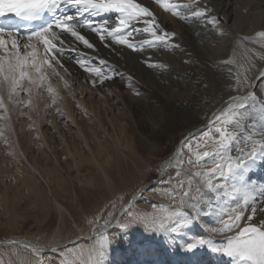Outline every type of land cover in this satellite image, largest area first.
I'll return each mask as SVG.
<instances>
[{
  "label": "bare ground",
  "instance_id": "bare-ground-1",
  "mask_svg": "<svg viewBox=\"0 0 264 264\" xmlns=\"http://www.w3.org/2000/svg\"><path fill=\"white\" fill-rule=\"evenodd\" d=\"M134 2L148 7L153 16L139 15L131 19L129 25L120 32L113 31L119 27L120 14L102 12L92 15L90 12H83L77 7L70 6L73 17H86L88 22L75 27V30L94 47L87 48L72 36L71 32L53 28L59 37L53 43L57 48H63L62 52H55L60 63L51 59V56L48 57L51 66L42 67L43 81H39L33 69H28L32 78L38 81L37 84L30 85L28 79H25L21 83L23 90L18 89L19 95L14 96L11 101L8 98L7 86L0 89L2 100L0 143L8 144L10 149L18 148L21 151L31 163L40 181L49 189L53 200L46 199L33 181L25 180L24 170L21 169L17 172L22 179L19 185H26V192L34 196L32 204L45 219L53 210L59 218L55 234L57 236L50 244L45 245L42 241L28 237L10 236L7 240H0V249H12L19 257L24 252L34 256L50 251L55 241L60 244V246L56 244L58 246L56 248L61 249L68 243L80 240L91 264H98L99 258L97 259L95 254L93 235L107 230L110 224H98L90 232L83 233L76 222L80 215L74 209L71 208V211L65 207L57 198L65 186L56 188L54 196L52 195L53 190L49 182H61V178L51 169L46 168L42 171L44 167L41 166V154L37 148V144L42 142L50 147L55 139L53 134L47 135L41 130L46 115L52 119L54 130L56 128L57 133L62 136L63 149L72 157L77 150L73 145V148L71 147L72 139L64 133L66 131L65 128L62 130L64 125L60 121L70 123L76 128L78 139L94 160L98 177L112 189L113 169L120 173L123 162L132 161L139 165L141 161H150L151 156L165 142L170 144L171 151L161 159L159 178L152 180L155 184L162 178V171L170 163L173 165L180 159L188 141L190 154L196 160L198 156L203 155L206 147L215 153L221 152V135L216 131V128H221L226 133L227 148L224 151L227 150L233 138V127L230 123H225L224 120L228 118L222 116L225 112L232 114L233 111L240 109L234 106L233 96H247L246 106L250 100L256 105L255 112L247 122V128L253 132L258 145L255 146L254 158L249 156L253 149L242 152L245 166L243 165L240 176L244 191L249 197V211L252 212V209L256 211L245 215L242 227L237 232L217 234L206 222L202 210L196 211L193 208L188 210L199 224L200 235L214 237L217 240L236 237L244 227H259L264 224V152L261 151L264 149V37L259 36V33L264 31V0H134ZM162 3L169 6L168 11L161 6ZM202 8L207 9L206 17L193 15ZM172 9L180 15H174ZM145 21L154 25L153 30L158 35L164 32L174 33L175 39L166 37V46L163 42L156 41L150 32L144 31L148 27ZM100 34L105 37L103 42L100 40ZM5 38L7 39V36ZM118 39H123L126 43L118 44L116 43ZM60 40L66 43L61 45ZM18 41L21 55L33 50L25 48L28 40ZM33 43L37 52L36 59L42 60L45 58L43 44L36 43L35 39ZM129 44L133 45L135 50L130 48ZM9 50L11 51L10 42ZM3 55L4 52L0 51V56ZM79 60L86 61L85 68L88 71L80 67L77 63ZM225 69H233L236 77L228 78ZM237 76L243 81L240 86L237 85ZM49 87L53 89V93H49ZM22 95L26 100L24 103L26 107L23 109L16 102ZM48 100H51L49 110ZM217 117H220V120ZM109 124L113 128L119 125L121 132L119 133L118 129L117 132L111 133ZM172 128H176L173 133ZM205 132L207 136L204 135ZM103 136L105 139L101 142ZM94 139L102 149L103 146L111 144L116 157L115 154H107L98 159L100 152L92 151L95 148L91 146ZM50 150L52 151V148ZM0 157V162L6 164L8 160L2 155ZM80 162L84 160L81 158L76 160L75 167H78ZM75 175L81 176L80 171ZM85 183L93 182L90 180ZM124 183L123 181L122 184ZM20 188L14 187L11 196L6 191L0 198L2 209L9 216V222H12L11 230L20 226L18 224L20 213L17 212L20 200L16 196L21 193ZM149 189L150 186L141 188L130 201L134 199V204L142 208L153 207L159 203L156 201L160 198ZM200 191L202 196L200 203L202 209H205L209 200L216 197L206 186L201 185ZM65 194L66 192L63 196ZM127 207L123 214L120 212L121 219L129 212V205ZM68 218L76 228L77 234L75 239L62 244L59 237L63 231L69 232L66 226ZM91 222L93 224L94 220ZM153 240L164 249L163 252L169 260L161 239L154 237ZM36 249L40 251L37 252ZM191 260L190 264H224L222 258L212 252H198L195 262ZM168 264H171L170 260Z\"/></svg>",
  "mask_w": 264,
  "mask_h": 264
},
{
  "label": "rangeland",
  "instance_id": "rangeland-1",
  "mask_svg": "<svg viewBox=\"0 0 264 264\" xmlns=\"http://www.w3.org/2000/svg\"><path fill=\"white\" fill-rule=\"evenodd\" d=\"M54 30L56 29L54 28ZM224 72L228 78L236 77L233 69H225ZM23 97L24 95L21 99L16 100L21 109L26 107L24 104L26 100ZM50 102L51 100H48L47 110L51 109ZM255 110L256 105L253 100H250L244 109H237L232 114L228 112L223 114V118L232 121L230 124L233 127V138L229 143V148L225 151L222 149L219 155L206 147L204 152H209L211 155L207 157L202 155L197 161L190 154V142L188 141L180 159L161 174L162 178L155 184L152 183V180L159 178L161 159L171 151L170 144L165 142L151 156L150 161H141L139 165L132 161L123 162L120 173L113 169L111 172L114 179L112 189L105 184L102 178L98 177L94 160L78 139L76 128L70 123L60 121L64 125L62 130L65 128L66 132L64 133L72 139L70 140L71 147L74 146L77 150L75 156L72 157L63 149L62 136L57 133L56 128L54 130L52 119L46 115L41 124V130L47 135L53 134L55 139L50 147L43 142L37 144L41 154V166L44 167L42 171H45L46 168L51 169L61 178V182L47 180L52 187V195L54 196L56 188L61 185L65 186L62 194L59 193L61 196L58 194L57 198L65 207L74 209L80 215V218H75L83 233L90 232L95 225L110 224V229L95 237L93 241V246L96 249L95 254L97 259L99 258L98 264H168L169 260L171 264H190V260L195 262L197 253L201 251L214 253L217 257L222 258L224 264H244V262L224 254V250L228 247V241L232 238L217 240L214 237L201 236L199 224L188 209L202 210L206 222L217 234L237 232L242 227L245 215L253 213V211H249V197L244 191L243 180L240 176H242L244 165L242 152L258 145L253 132L247 128V122ZM108 127L111 133L117 132L119 129V125L113 128L109 124ZM175 129L172 128L171 133ZM118 132L120 133L121 129ZM104 139L105 136L100 141L102 142ZM91 146L95 147L92 151L100 152L98 159H102L107 154H115L116 157L115 149L111 144L103 146L102 149L94 139ZM98 148L99 150H97ZM0 155L8 160L6 164L0 162V198L6 191L11 196L14 187H21V193L16 194L17 199L20 200L17 211L20 213L18 222L20 226L11 230L10 223L12 222H9V216L3 211L0 204V240H7L10 236L13 238L28 237L42 241V244L45 245L50 244L57 236L55 234L59 224L58 215L53 210L48 218H44L38 208L36 209L32 204L34 196L26 192V185H19L22 179L17 172L20 169L24 170L25 180L33 181L46 196V199L52 201L49 189L40 181L31 167V163L18 148L13 150L8 144L0 143ZM12 157L14 159H11ZM80 158L84 162H80L79 166L75 167L76 160ZM218 166L223 167V176L214 171ZM79 171L81 176H76L75 174ZM80 178L81 180L78 181ZM90 180H92V184L85 183ZM151 184L153 185L151 186ZM201 185L210 189L216 197L209 200L205 209H202L200 203ZM145 186H150L149 191L160 198L159 201H156L159 203L149 209L134 204L128 209L129 212L115 223L119 214L122 215L120 213L122 209L129 204L130 198L137 195L140 189ZM65 192L66 194L63 196ZM164 202L166 204H163ZM236 216H240L241 219L237 221ZM91 220H94L95 223L92 224ZM66 222L69 232L63 231L59 237L62 244L75 239L77 234L70 218ZM113 223L115 224L111 227ZM154 237L161 239L169 260L163 252L164 249L160 248V245L153 240ZM199 241H203V243L199 244ZM73 242L75 243H68L63 248L57 249L56 244L59 246L60 244L55 241L52 243L53 248L50 251L47 250L48 252L45 254H35L34 256L24 252L19 257L14 250L3 248L0 249V264H91L82 241ZM191 245H195V247H190Z\"/></svg>",
  "mask_w": 264,
  "mask_h": 264
},
{
  "label": "snow or ice",
  "instance_id": "snow-or-ice-1",
  "mask_svg": "<svg viewBox=\"0 0 264 264\" xmlns=\"http://www.w3.org/2000/svg\"><path fill=\"white\" fill-rule=\"evenodd\" d=\"M70 5L79 8L83 12H90L92 15L99 13H117L120 14L121 19L119 20V27L113 29L115 32H120L121 29L129 25L131 19L137 18L139 15H145L152 17L153 13L149 10L148 7H144L139 3L134 2V0H0V17H3L7 14H14L16 16H23L25 18L31 17L34 14L43 12L49 8H60L63 5ZM165 11L169 10L167 4L162 3L161 5ZM187 7V6H186ZM174 15H180L175 9H172ZM194 16H207V9L202 8L199 11L193 13ZM74 17L66 15L58 18L54 24L45 27L44 29L32 33L27 36L28 44L25 45V48H32L33 50L28 52L26 55H21L19 51V41L17 38L13 37L14 32H8L4 29H0V51L4 52L3 56H0V89L5 85L8 89V98L11 101L14 96H18V89L21 88V83L25 79H28L30 85H36L37 80L33 79L31 74L27 71L28 69H33L36 76L39 78V81L44 80V76L41 75L42 67L44 65H50L49 56L51 59L56 60L57 63H60L56 59L55 52L63 51V48H57L56 44L53 41L59 39L58 34L53 31V28H59L62 31L71 32V35L74 36L77 40L81 41L87 48H93V44L89 42L83 35L79 34L75 30V25L69 26V22L73 21ZM148 24V27L144 29L145 32H150L156 41L163 42L166 46L167 40L166 37H170L172 40L175 39L174 33L164 32L162 35H158L156 31L153 30L154 25L145 21ZM210 23H215V21H210ZM91 27V24H89ZM159 27V25H155ZM93 31H99L93 29ZM7 34V39L5 38ZM111 35V32L109 33ZM16 33V37H18ZM260 37H264V31L259 33ZM35 38L36 43H42L44 46L45 58L42 60H37V52L35 51V44L33 40ZM105 37L100 34V40L103 42ZM9 42L11 44V51L9 50ZM66 42L60 40V44L64 45ZM118 44L126 43L123 39H118L116 41ZM130 48H135L133 45H128ZM77 63L81 68H84L85 71H88L85 68L86 61L79 60ZM237 85H242L243 81L237 76ZM95 85V81H93ZM49 93H53L52 88H48ZM232 101L234 106L240 109H244L248 101L247 96H233ZM0 105H2V100H0ZM220 119V117H217ZM225 123H231L229 119L224 120ZM216 131L221 135V148L226 149L227 144L225 143L226 133L221 128H216ZM205 136L208 134L205 132ZM264 152V149L261 150ZM219 154V152H217ZM255 148L249 152V156L254 158ZM211 155L209 152H204L203 156L207 157ZM200 157H197L199 160ZM191 163V161H189ZM179 163V162H178ZM245 166V165H244ZM243 166V167H244ZM241 169V168H240ZM231 170V169H230ZM239 170V169H238ZM214 171L219 172L221 176L224 174L223 167L218 166ZM211 186V185H210ZM253 212L256 209H252ZM235 219L239 221L240 216H236ZM238 227V225H237ZM203 241H199V244H202ZM190 247H195L191 245ZM39 252V249H36ZM224 254L229 257H233L244 264H264V224L257 226H247L239 231L238 236L233 237L228 241V247L224 250Z\"/></svg>",
  "mask_w": 264,
  "mask_h": 264
},
{
  "label": "water",
  "instance_id": "water-1",
  "mask_svg": "<svg viewBox=\"0 0 264 264\" xmlns=\"http://www.w3.org/2000/svg\"><path fill=\"white\" fill-rule=\"evenodd\" d=\"M172 165V163H170L163 171H162V174L166 171V169L169 167V166H171ZM134 203H135V200L133 199V200H131L130 201V203L128 204L129 205V207H131V205L133 206L134 205ZM128 205H126V206H128ZM125 206V207H126ZM125 207L122 209V214L124 213V211H125ZM128 208V207H127ZM121 217V215L120 216H118L117 217V220H116V222L115 223H117L118 222V219ZM115 223H113L112 225H111V227L115 224ZM108 229H110V227L109 228H107V230L105 229L104 231H102V232H99V233H96V234H94L93 236L95 237V236H98V235H101V234H103V233H105L106 231H108Z\"/></svg>",
  "mask_w": 264,
  "mask_h": 264
}]
</instances>
